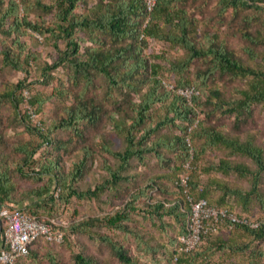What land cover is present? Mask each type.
Listing matches in <instances>:
<instances>
[{"label": "trees", "instance_id": "obj_1", "mask_svg": "<svg viewBox=\"0 0 264 264\" xmlns=\"http://www.w3.org/2000/svg\"><path fill=\"white\" fill-rule=\"evenodd\" d=\"M250 1L257 3L258 0ZM188 4L189 0H156L153 8L149 9L148 0H0V43L2 44L0 55L3 64L12 69L27 74L34 68L40 70V77L46 83L54 79V72L57 69L63 68L66 81L62 80L59 85L54 86V95L66 101V116L54 124V127L72 131L79 138L84 139L82 124L97 125L107 113L112 126L123 135L125 140L122 150L114 151L107 148L119 159L121 169L131 166L133 158L144 160L148 153L155 154L161 162L166 161L162 152L164 148L176 152L181 162L178 166L179 172L172 180L176 198L170 204L167 200H157L154 204H149L147 213L160 220L165 216H171L180 222L181 233L177 236L174 259L193 264L195 256L202 254L199 250L203 242L216 232L205 234L196 250L190 253L178 252L179 237L188 232L191 214V204L187 195L195 199L204 198L212 203L208 196L211 190L217 188L223 192L221 198L223 201L227 195L233 196L242 202L244 209H248L253 199L262 200L263 197L260 185L264 174V148L253 137H233L214 127L205 126L201 107L210 104L213 105L212 114L221 111L234 116L239 128L253 114L256 105L264 106V67L242 62L217 35L204 33L201 37L203 40H198L197 37L202 32L197 18L190 13ZM218 6L221 14L228 9L236 14L240 8L246 6V1L218 0ZM257 7L264 14V3L258 4ZM35 10L43 14L31 18V13ZM35 32L42 35L45 41L53 43L57 53L53 60L41 62L40 52L30 48L29 42L32 39L37 40ZM244 35L253 45L259 43V40L250 33ZM23 38H27L28 41ZM155 40H166L186 51L183 60H168V63L174 72L180 74L179 79L174 83L175 86H195L198 90L191 103L164 83L165 79L161 74L162 64L154 60L155 57L160 56L148 51L150 44ZM8 41L11 42V46ZM61 44L64 48L60 46ZM247 53L250 58L261 59V63H264V52L259 53L255 48L250 47ZM197 58H208L213 70L218 69L221 73L229 74L236 79H245L246 86L238 88L236 97L228 99L222 96L219 89L211 88L207 93L202 87L190 84L184 73L189 64ZM207 71L208 74L202 78L204 87H207V79L213 72L209 68ZM99 80L104 82V95L111 103L110 108L106 107L97 96L91 94L92 89L100 85ZM16 87H21L18 95L14 91L8 93L17 104L16 117L25 125L27 132L39 136L42 142L34 143L30 139L19 146L22 159L16 171L0 157V209L16 205L32 215L40 216L37 214V205L32 207L29 203L23 202L33 196H43L52 187L59 189L58 195L53 192L47 197L46 204L49 200L52 204L63 200L68 202L73 196L79 199L97 198L107 190H112L122 179L127 178L120 170L108 167L110 179H105L94 188L79 190L66 178H58L57 181L56 174L60 171L57 166L58 161L54 159L55 161L40 162L36 158L39 148L44 143L52 144L56 141L47 132L46 122L40 117L37 121L34 120L27 107L29 104L39 115L40 109L48 99L35 97L32 94L26 99L23 94L24 83L20 81ZM156 105L165 109L164 116L159 119H155L153 115ZM164 127H176L179 133L157 135ZM193 135L204 139L205 146L202 150H206L209 146L225 147L230 149L232 155L242 154L252 159L256 168L244 162L235 164L229 158H220L207 169L223 175L236 172L243 177L249 176L252 180L251 187L243 190L217 178H211L206 185L201 184L193 175L199 169L193 166L189 169L190 172L188 170L189 183L185 191V187L179 183V178L184 172V163L191 156L188 137L192 141L193 160L197 158L198 151L193 144ZM71 139L72 137L60 140L57 147L67 148ZM84 152L81 160L71 170V179L74 181L86 165L88 155L91 154V150L87 147L84 148ZM26 165L31 169L27 170ZM172 166L175 168L176 165ZM14 171L20 176H29L31 179L42 180L43 175L48 179L45 182L42 180L39 187L24 188L20 191V184L14 176ZM147 188L158 189L156 181L152 180ZM139 196L135 195L124 208L104 217L94 218L92 221L111 229L125 231L128 228L126 221L131 218V212L137 210L133 201ZM258 218L262 223L257 228L241 224H236L233 228L225 225L223 227L229 230L241 228L251 235L252 240L261 242L264 241V214ZM2 227H4L3 223ZM62 228L66 237V227ZM102 239L110 245L115 256L123 264H142L127 252L123 243L110 236H104ZM41 243L61 244L39 239L31 244L27 255L9 264H15L18 260L30 256ZM221 244L222 248L233 251L250 250L262 255V251L252 250L247 245H234L220 240L219 248ZM92 263L91 257L81 253L75 256V264Z\"/></svg>", "mask_w": 264, "mask_h": 264}, {"label": "rangeland", "instance_id": "obj_2", "mask_svg": "<svg viewBox=\"0 0 264 264\" xmlns=\"http://www.w3.org/2000/svg\"><path fill=\"white\" fill-rule=\"evenodd\" d=\"M245 1L246 6L240 8L236 14L231 9L221 14L218 0H189L188 8L190 13L197 18L199 29L202 32L198 35V40H203L201 37L204 33L217 35L242 62L264 67L261 59L254 60L247 53L250 47L255 48L259 53L264 52V14L257 7L264 1L258 0L257 3L250 0ZM40 14L43 13L35 10L31 13V18H36ZM244 33H250L256 37L259 43L253 45ZM35 35L37 40L32 39L29 42L30 48L40 52L41 62L53 60V57L57 55L53 43L45 41L44 37L36 32ZM8 43L11 46V42L8 41ZM60 46L64 48L63 44ZM148 51L160 56L155 57L154 60L162 64L163 78L176 83L180 74L172 70L168 60H183L186 51L166 40H155L150 44ZM208 68L213 72L209 74L207 87H204L202 78L208 74ZM40 72L36 68L31 69L29 74L12 69L3 64L2 55H0V157L2 161L6 160L8 165L15 168L16 171V167L22 159L19 146L30 139L34 143L42 142L39 136L27 132L25 125L17 119V104L8 95L11 91L18 95L21 87L17 88L16 85L22 81L24 90L29 91V94L48 99L40 109L38 117L46 122L47 132L56 142L44 143L39 148L36 158L40 162L58 161L57 166L60 171L56 174L57 181H59L58 178H66L79 190L94 188L105 179H110L108 167L120 170L127 178L122 179L112 190H107L97 198L79 199L73 196L68 202L63 200V202L57 201L52 204L49 200L46 204L47 197L53 192L58 195L59 189L52 187L41 197L33 196L26 199L23 203H29L32 207L38 206V215L47 218L55 217L64 223L66 237L61 244L41 243L34 249V253L18 260L15 264H75V256L79 253L91 257L92 264H123L115 256L110 245L103 241L102 237L104 236H110L123 243L127 252L142 264H187L185 261L174 259L177 236L181 233L180 222L171 216H165L160 220L147 213L149 204H154L157 200H167L170 204L176 198L172 180L176 178L179 172L178 166L181 163L176 152L164 148L162 152L166 161L161 162L155 154L148 153L144 160L133 158L131 166L121 169L119 159L107 148L114 151L122 150L125 140L123 135L112 126L108 114L103 115L97 125L82 124L84 139L79 138L72 131L54 127V124L66 116L65 106L67 104L65 100L54 95V86L59 85L62 80L66 81V76L63 68L60 67L54 72V79L46 83L40 77ZM184 76L190 84L202 87L207 93L211 88L219 89L222 96L228 99L236 97L237 89L246 86L245 79H236L229 74L221 73L218 69L213 70L212 63L208 58L193 60L185 70ZM98 84H100L98 88H93L91 94L97 96L106 107L110 108L111 103L104 95L103 80H99ZM201 108L205 126L214 127L233 137H253L264 148V106L262 104L255 106L253 114L239 128L234 116L221 111H215L212 114L213 105L210 104H204ZM153 111L155 119H159L165 114L164 107L158 105L154 107ZM178 133L179 130L176 127H164L157 135ZM71 137L67 148L59 149L57 147L60 140L63 141ZM193 142L198 153L197 158L192 160V166L199 169L193 175L199 183L206 185L211 178H217L232 187L243 190H248L251 187L252 180L249 176L243 177L236 172L223 175L207 169L210 165L217 163L220 158H229L235 164L244 162L250 167L256 168L252 159L242 154L232 155L230 149L225 147L209 146L206 147V150H202L205 146L203 145L204 139L198 135H193ZM85 147L91 150V154L88 155L86 165L74 181L71 179V170L81 160L85 153ZM174 164L176 166L172 168ZM26 168L27 170L31 169L29 165ZM15 171L14 176L17 177L18 184H20V191L24 188L39 187L42 180L45 182L48 179L46 175L41 177L42 180L31 179L29 176H20ZM152 180L156 181L158 189L147 188ZM260 188L263 194L262 200L253 199L248 209H244L242 202L233 196L227 195L223 201L221 199L223 192L217 188L211 190L208 199L216 205L225 204L237 213L258 217L264 214V174L261 178ZM135 195H140L133 201L137 210L131 212V218L126 221L128 228L125 231L111 229L99 222L92 221L94 218L104 217L124 208L134 199ZM220 240L234 245H247L252 250L262 251V255L255 254L250 250L237 252L229 248H222V244L219 248ZM199 252L202 254L195 256L193 264H264V241L252 240L251 235L241 228L229 230L222 226L203 242Z\"/></svg>", "mask_w": 264, "mask_h": 264}, {"label": "built area", "instance_id": "obj_3", "mask_svg": "<svg viewBox=\"0 0 264 264\" xmlns=\"http://www.w3.org/2000/svg\"><path fill=\"white\" fill-rule=\"evenodd\" d=\"M156 0H148V7L152 9ZM166 86L175 90L179 95L191 103L194 94L198 93L195 86L177 87L169 80H163ZM26 99L30 97L29 91H24ZM30 116L37 121L36 114L31 106L27 105ZM198 121V120H197ZM192 129V127H190ZM191 146V156L184 163V172L180 175V185L187 191L189 172L192 168L194 151L190 137L187 139ZM191 204V214L188 222V232L179 237V253H190L202 243L203 236L207 233L217 232L222 226L233 228L236 224L257 228L262 223L258 217H252L245 213H237L228 206L210 203L207 199H195L187 195ZM2 223L3 226L2 227ZM64 223L57 218H42L32 215L20 206L12 205L0 209V263L9 264L19 257L25 256L32 243L39 239L49 242L62 243L65 239ZM178 257H176L177 259Z\"/></svg>", "mask_w": 264, "mask_h": 264}]
</instances>
